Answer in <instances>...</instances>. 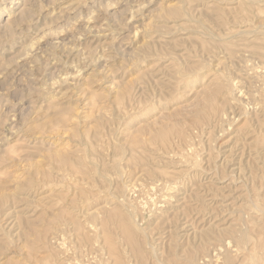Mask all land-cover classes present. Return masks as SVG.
I'll list each match as a JSON object with an SVG mask.
<instances>
[{
  "label": "rangeland",
  "instance_id": "374dc122",
  "mask_svg": "<svg viewBox=\"0 0 264 264\" xmlns=\"http://www.w3.org/2000/svg\"><path fill=\"white\" fill-rule=\"evenodd\" d=\"M9 3L0 264H264V0Z\"/></svg>",
  "mask_w": 264,
  "mask_h": 264
},
{
  "label": "bare ground",
  "instance_id": "6f19581e",
  "mask_svg": "<svg viewBox=\"0 0 264 264\" xmlns=\"http://www.w3.org/2000/svg\"><path fill=\"white\" fill-rule=\"evenodd\" d=\"M21 2H22V0H10V3H9L8 5H5V6H4L5 9L8 11L7 15H12V12H11L10 8H12V5H13V4H14V5H15V4L17 5V4H20ZM24 4H25V3H24ZM2 6H3V5H2ZM25 6H26V4H25ZM2 8H3V7H2ZM13 8H14V7H13ZM23 8H24V9L21 10V15H24V14L26 13V10H25V7H24V6H23ZM5 9H4V10H5ZM2 11H3V9H2ZM0 15H1V12H0ZM12 17H13V16H12ZM10 19L13 20V18H10ZM2 23H3V22H2ZM10 24H11V22H10V23H9V22H5L4 25H2V27H4V28H3V29H4L3 32H4L5 34H7V33H8V34H11V33L13 32V26H14V25L12 26V25H10ZM1 30H2V29H1ZM1 30H0V31H1ZM2 34H3V33H2ZM129 239H131V241H134V242L136 241L135 238H133L132 236H129ZM237 243H238L239 246L242 247V245H240L241 243H239V242H237ZM237 243H236V244H237ZM199 244H200V243H199ZM203 246H204V243L201 242L200 247H198V249H199V248H203ZM239 246H238L237 248H236V247H235V248L238 249V250H241V249H239V248H241V247H239ZM226 247H227V246H226ZM231 247H232V246H231ZM228 249H229V245H228ZM224 250H225V249H224ZM234 250H235V249H232V250L229 249V251H231V252L234 251ZM229 251L226 250L225 252H229ZM231 252L226 253L227 255L223 252V253L226 255L225 261H226V260H227V261H228V260H232V259H233V256H235V255L238 254L237 250L235 251V252H237V253H234L235 255H233V252H232V253H231ZM241 252H242V250H241ZM241 252H240V253H241ZM224 254H223V255H224ZM218 257H219V256H218ZM220 257H221V256H220ZM224 257H225V256H224ZM220 259H221V258H220ZM220 259H219V260H220ZM206 260H207V259H206ZM213 260H214V259H213ZM207 261H208V260H207ZM216 261H217V260H216ZM221 261H223V260H221ZM225 261H223V262H225ZM202 263H203V262H202ZM218 263H219V262H217V264H218ZM203 264H204V263H203Z\"/></svg>",
  "mask_w": 264,
  "mask_h": 264
}]
</instances>
